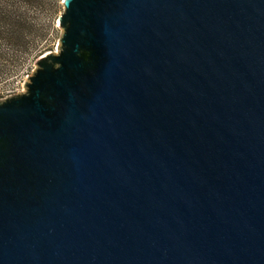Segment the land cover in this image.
<instances>
[{"label":"water","instance_id":"95a60500","mask_svg":"<svg viewBox=\"0 0 264 264\" xmlns=\"http://www.w3.org/2000/svg\"><path fill=\"white\" fill-rule=\"evenodd\" d=\"M0 101V264H264V0H62Z\"/></svg>","mask_w":264,"mask_h":264},{"label":"rangeland","instance_id":"374dc122","mask_svg":"<svg viewBox=\"0 0 264 264\" xmlns=\"http://www.w3.org/2000/svg\"><path fill=\"white\" fill-rule=\"evenodd\" d=\"M2 1L8 2L1 0V5ZM43 1L48 3L45 7H34L28 12L34 29L26 39V47L12 48L0 40V101L8 96L24 93L25 83L36 69L37 60L58 52L62 36V30L58 26V18L63 13L62 0Z\"/></svg>","mask_w":264,"mask_h":264},{"label":"trees","instance_id":"16d2710c","mask_svg":"<svg viewBox=\"0 0 264 264\" xmlns=\"http://www.w3.org/2000/svg\"><path fill=\"white\" fill-rule=\"evenodd\" d=\"M1 1V0H0ZM20 5L17 6V3ZM43 0H8L0 4V40L12 48L26 47V39L34 27L31 25L28 12L32 8L46 6ZM23 10V11H22Z\"/></svg>","mask_w":264,"mask_h":264},{"label":"built area","instance_id":"2783aa9c","mask_svg":"<svg viewBox=\"0 0 264 264\" xmlns=\"http://www.w3.org/2000/svg\"><path fill=\"white\" fill-rule=\"evenodd\" d=\"M9 97H12V96H8V97H6V98L2 99L1 101L5 100V99H7V98H9Z\"/></svg>","mask_w":264,"mask_h":264}]
</instances>
